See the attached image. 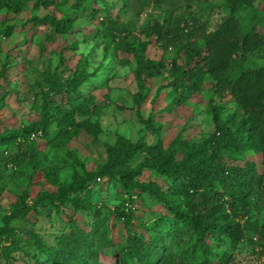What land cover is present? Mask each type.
<instances>
[{"label":"trees","instance_id":"obj_1","mask_svg":"<svg viewBox=\"0 0 264 264\" xmlns=\"http://www.w3.org/2000/svg\"><path fill=\"white\" fill-rule=\"evenodd\" d=\"M30 1L0 0V12L18 14ZM223 2L227 15L212 31H206L203 23L199 25L190 41L193 32L179 28V22L170 28L155 20L143 27L141 34L153 37L161 52L158 60L144 56L147 42L135 47L125 45L122 41L126 38L124 27L113 23L108 27L111 39L120 40L119 49L134 60L132 73L137 83L133 94L134 112L145 130L151 132L152 141L149 144L142 139L131 142L116 135L112 144L103 145L105 158L101 165L86 171L78 163L81 173L73 172L67 183L58 181L56 168L37 166L40 153L30 154L33 169L43 182L55 187V191L37 194L29 205L26 195L18 197L11 212L1 217L0 256L4 262L12 261L11 254L19 250L13 222L38 208H48L55 213H59L60 208H69L72 213L63 215L66 233L57 239L55 246L37 245L45 255V264H98L95 251L117 244L121 246L114 264L231 263L227 250H235L244 240L243 223L251 200L257 199L264 190V65L240 68L247 56L264 53V32L259 30L263 24L253 8L254 0ZM39 5L48 6V0H35L34 7ZM245 10L250 14L243 28L237 14ZM90 12L95 15L94 9ZM32 21L24 33L33 30L29 33L33 35L37 28H44L45 35L49 32L60 36L71 34L72 19L68 16L56 19L53 15H44ZM182 31H185L184 38ZM10 33L11 27H8L4 35ZM170 46L177 47L175 59H182V63L171 60L167 67L162 54ZM262 59L264 61V55ZM237 67L238 72L230 75ZM164 72L170 80L168 86L172 87L166 98L174 104L181 102L182 93L186 99L197 93L205 79L210 81V91L217 103L208 108L212 130L199 142L183 138L179 133L164 145L161 124L154 121L155 115L150 112L146 119L140 116L139 105L146 96L142 79L155 78ZM44 80L41 120L18 133L4 129L0 133V149L7 151L30 145L44 135L41 139H47L50 148L64 150L69 159L78 162L69 142L78 131L96 140L100 128L88 118L75 120L74 117L96 115L99 106L90 94L71 109L61 106L63 94L67 103L72 104L73 91L86 83L83 75L72 77L64 86L48 74L44 75ZM224 97L230 101L221 104ZM228 104L232 109L226 112L224 105ZM222 112L226 113L222 116ZM247 153L259 157V169L246 159ZM145 173L155 181H140ZM98 181L115 187L120 196L113 222L103 215L102 206L88 200L91 186ZM142 194L154 199L159 213L150 227L155 233L146 239L137 236L133 227V206ZM83 212L91 215L89 225L77 222L74 217ZM115 221L123 230L118 241L110 235ZM249 230L253 231L252 227L249 226ZM255 233L258 240L264 239V232L254 230ZM213 249L221 250L217 258L213 257ZM259 250L264 254V245H260Z\"/></svg>","mask_w":264,"mask_h":264},{"label":"rangeland","instance_id":"obj_2","mask_svg":"<svg viewBox=\"0 0 264 264\" xmlns=\"http://www.w3.org/2000/svg\"><path fill=\"white\" fill-rule=\"evenodd\" d=\"M31 0L18 14L0 12V133L14 130L18 133L33 123L41 120L43 94L45 93L44 75L55 77L57 84L64 86L72 77L83 75L85 84L72 93V104H68L64 94L61 106L71 109L82 103V98L88 94L99 106L96 115H87L75 120L88 118L96 122L100 134L93 140L83 131L69 142V148L75 151L78 162L69 159L64 150L52 149L47 145V139L37 138L30 145H20L17 149L7 151L0 149V227L1 217L11 212L18 197L26 195V204L40 193H53L55 187L42 181L34 162L29 158L32 153H40L39 167L51 166L57 169L60 182H69L73 172L81 173L80 163L86 171H93L104 161V144H112L116 135L131 142L143 140L151 143L153 136L145 130L137 119L133 107V94L137 91V83L133 77L134 60L130 54L119 49V41L112 40L108 27L112 23L116 27H124L126 38L123 43L134 46L147 42L144 56L149 60H158L161 52L154 43V38H146L141 34L143 27L158 20L170 28L179 22V28L192 31L202 23L206 31H212L228 11L223 0H48V6L34 7ZM255 13L262 18L264 32V0H254ZM94 9L95 15L90 10ZM250 11L237 14L240 24L246 27ZM53 15L56 19L68 16L72 19L71 34H44V28H37L33 35L24 33L25 28L33 24L34 18ZM25 24V27H21ZM11 27L8 36L4 32ZM185 31H182L183 38ZM177 47H166L162 54L165 64L175 59ZM262 51L247 56L241 65L243 68H253L264 65ZM232 69L230 75L238 72ZM144 100L139 105V114L146 119L151 112L154 121L161 124V140L166 145L173 137L181 133L183 138L199 142L203 135L212 130L208 108L217 103L210 91V81L205 79L196 94L184 98L174 104L166 94L172 87L166 73L151 79H142ZM152 97H155L152 99ZM173 101V100H172ZM230 101L224 97L220 103ZM226 112L232 105H224ZM165 110H162V109ZM222 112V116L226 113ZM44 134H47L46 131ZM16 155L19 157L17 158ZM18 159V160H17ZM246 159L255 163L259 169V157L247 153ZM15 167H13L14 162ZM154 180L149 174H143L140 181ZM158 182V181H156ZM88 200L102 206V213L113 222L114 209L120 203V196L115 187L98 181L91 186ZM69 208H60L59 213L50 212L48 208H38L27 213L23 218L12 223L18 235L15 236L19 250L11 254L12 261L4 262L0 256V264H45V255L41 253L38 244L53 247L57 239L66 233L64 214L70 215ZM134 233L144 239L155 233L150 228L159 217L154 199L142 194L135 200L133 206ZM76 221L89 225L91 215L85 212L74 216ZM242 222V221H241ZM83 227L81 224H79ZM249 226L252 230H249ZM150 228V229H149ZM148 229V230H145ZM245 238L235 250H227L231 255L230 264H263L264 254L259 250L264 245V239L258 240L256 233L264 232V190L262 194L251 200L250 210L243 223ZM163 232V230H162ZM122 226L115 221V229L111 237L122 238ZM121 244L112 248H102L95 251V261L98 264H114L117 260ZM218 257L221 250L213 249ZM212 257V258H213Z\"/></svg>","mask_w":264,"mask_h":264}]
</instances>
